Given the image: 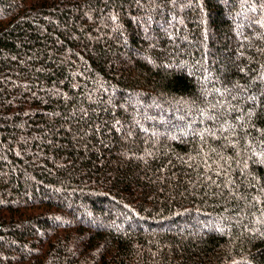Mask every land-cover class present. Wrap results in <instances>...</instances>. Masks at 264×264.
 Returning a JSON list of instances; mask_svg holds the SVG:
<instances>
[{
	"label": "trees",
	"instance_id": "obj_1",
	"mask_svg": "<svg viewBox=\"0 0 264 264\" xmlns=\"http://www.w3.org/2000/svg\"><path fill=\"white\" fill-rule=\"evenodd\" d=\"M0 264H264V0H0Z\"/></svg>",
	"mask_w": 264,
	"mask_h": 264
}]
</instances>
